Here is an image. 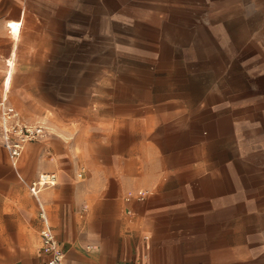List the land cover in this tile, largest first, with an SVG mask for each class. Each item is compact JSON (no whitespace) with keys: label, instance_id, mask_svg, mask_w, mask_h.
<instances>
[{"label":"crops","instance_id":"0c3cea01","mask_svg":"<svg viewBox=\"0 0 264 264\" xmlns=\"http://www.w3.org/2000/svg\"><path fill=\"white\" fill-rule=\"evenodd\" d=\"M15 48L0 264H264V0H0V101Z\"/></svg>","mask_w":264,"mask_h":264},{"label":"built area","instance_id":"2783aa9c","mask_svg":"<svg viewBox=\"0 0 264 264\" xmlns=\"http://www.w3.org/2000/svg\"><path fill=\"white\" fill-rule=\"evenodd\" d=\"M2 101V100H1ZM5 101V99L3 100ZM3 104V103H2ZM8 115L9 117L12 115V118H14V110L11 107L7 108ZM4 115L3 111V105H2V117ZM16 123H11V120H9V135L7 136L6 134L4 135V140L5 143L10 151L11 157L14 159L16 158L20 152L21 149L27 140H34V139H42L45 136L48 135V131L43 129V127L36 125L32 126L33 128H26V131L23 130V128L18 125H15ZM10 125H12V129L10 130ZM16 132L21 136V141L19 142H12L10 132ZM6 132V130H5ZM57 180V175L55 172H45L41 173L40 178L38 180V184L40 186H45V185H52L55 184ZM37 186V184H36ZM34 193L37 194V191L35 188L32 189ZM141 196H144V193H141ZM43 211V216L45 217L46 222H48V218L46 214ZM42 239H43V248L44 250L49 254V257L42 261L41 264H71L67 259H66V250L64 247L61 245V242L59 239L56 237L54 232L51 230L49 226H47L45 229L42 230ZM129 264H140L138 260H132Z\"/></svg>","mask_w":264,"mask_h":264},{"label":"bare ground","instance_id":"6f19581e","mask_svg":"<svg viewBox=\"0 0 264 264\" xmlns=\"http://www.w3.org/2000/svg\"><path fill=\"white\" fill-rule=\"evenodd\" d=\"M8 26L10 29V34L12 36V38L14 39L15 42H18L21 38V33H22V27H23V21L18 19H12L11 21L8 22ZM17 49L15 48L13 51V59L9 58V63L7 64V72H8V77L7 80L4 82L3 84V97H2V101H1V107L3 105V111H4V115L1 118L2 121V131L3 134H6L7 136L9 135V120L12 119V115L9 117L8 115V111L7 108L10 107V105L8 104V99H7V91L8 89H11V85H12V79H13V75L14 72L16 70V52ZM5 99V101H3ZM3 103V104H2ZM6 130V132H5ZM13 163L16 164L17 163V158L13 159ZM45 173V172H42ZM36 191H38L35 188Z\"/></svg>","mask_w":264,"mask_h":264},{"label":"rangeland","instance_id":"374dc122","mask_svg":"<svg viewBox=\"0 0 264 264\" xmlns=\"http://www.w3.org/2000/svg\"><path fill=\"white\" fill-rule=\"evenodd\" d=\"M4 87V86H3ZM2 91H4L3 89L1 90V95L3 94L2 93ZM1 100H2V97H1ZM15 112V111H14ZM14 118H12L11 119V123L13 124V123H16L15 125L16 126H18V125H20L22 128H23V130L24 131H26V128H33L32 126H36V124H29V123H24V122H21V121H19V117H18V115H17V113L15 112L14 113ZM2 116V107H1V101H0V138L2 139V141H3V143H4V145H5V147H6V149L8 150V152H9V155H10V158L12 159V162L14 161L13 160V158L11 157V154H10V151H9V149H8V147H7V145H6V143H5V140H4V135H3V131H2V121H1V117ZM39 126H41V127H43V129H45V130H47V126L45 125V124H41V125H39ZM12 129V125H10V130ZM10 135H11V139H12V142H19V141H21L22 139H21V136L19 135V134H17L16 132H14V131H12V132H10ZM36 140H38V139H34V141H36ZM28 141H30V140H27V141H23V142H28ZM25 143H24V145H23V147L25 146ZM23 147H22V149H23ZM21 149V152H20V154L22 153V150ZM79 149H80V151H82V153L83 154H85L86 153V150H87V147L86 146H79ZM19 154V155H20ZM18 155V156H19ZM18 156L16 157V158H18ZM15 159V158H14ZM82 172H84L83 170H81ZM41 175V174H40ZM40 178V177H39ZM58 180V179H57ZM57 180H56V182H57Z\"/></svg>","mask_w":264,"mask_h":264}]
</instances>
